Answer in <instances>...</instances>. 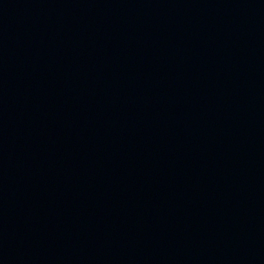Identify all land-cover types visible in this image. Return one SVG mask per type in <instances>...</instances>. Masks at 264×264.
Returning <instances> with one entry per match:
<instances>
[{
    "label": "water",
    "instance_id": "1",
    "mask_svg": "<svg viewBox=\"0 0 264 264\" xmlns=\"http://www.w3.org/2000/svg\"><path fill=\"white\" fill-rule=\"evenodd\" d=\"M0 264H264V0H0Z\"/></svg>",
    "mask_w": 264,
    "mask_h": 264
}]
</instances>
